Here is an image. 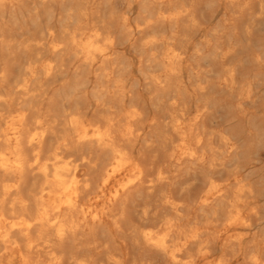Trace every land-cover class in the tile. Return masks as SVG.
Listing matches in <instances>:
<instances>
[{"label": "bare ground", "instance_id": "bare-ground-1", "mask_svg": "<svg viewBox=\"0 0 264 264\" xmlns=\"http://www.w3.org/2000/svg\"><path fill=\"white\" fill-rule=\"evenodd\" d=\"M193 2L0 0V264H264V184L152 34Z\"/></svg>", "mask_w": 264, "mask_h": 264}, {"label": "rangeland", "instance_id": "rangeland-1", "mask_svg": "<svg viewBox=\"0 0 264 264\" xmlns=\"http://www.w3.org/2000/svg\"><path fill=\"white\" fill-rule=\"evenodd\" d=\"M193 1L190 16L178 15L172 25L159 20L152 34H172L185 54L186 79L195 90L190 102L206 104L213 144L220 145V134L235 141L237 149L225 172L239 170L256 185L264 184V16L250 7L254 0L235 5L228 0ZM124 9L121 2L114 3L116 15ZM134 9L128 10L132 23L141 20L140 7ZM122 50L131 59L144 47L139 42ZM200 78L208 85L203 101L197 92Z\"/></svg>", "mask_w": 264, "mask_h": 264}]
</instances>
